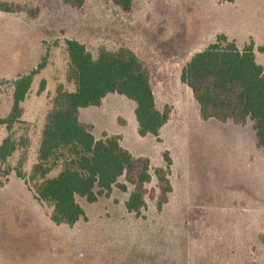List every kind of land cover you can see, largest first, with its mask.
Instances as JSON below:
<instances>
[{"label": "rangeland", "instance_id": "obj_1", "mask_svg": "<svg viewBox=\"0 0 264 264\" xmlns=\"http://www.w3.org/2000/svg\"><path fill=\"white\" fill-rule=\"evenodd\" d=\"M0 1L38 9L36 18L0 12V117L10 109L13 80L44 65L21 104L24 123L9 133L0 126V143L8 134L28 139L8 158L11 168L24 154L21 170L29 174L56 87L74 90L65 78V39L94 57L100 48L131 49L150 69L156 107L170 108L158 139L138 136L134 104L123 96L109 94L99 107L79 111L96 139L115 135L134 157L148 158L151 181L139 217L124 208L127 185V192L113 188L92 204L77 198L85 218L55 225L51 207L11 171L0 186V264H264V146H257L250 120H202L179 79L218 34L239 49L252 42L264 68V0H133L128 13L111 0H81L79 8L63 0ZM164 153L172 191L158 211L153 170L165 167Z\"/></svg>", "mask_w": 264, "mask_h": 264}, {"label": "trees", "instance_id": "obj_2", "mask_svg": "<svg viewBox=\"0 0 264 264\" xmlns=\"http://www.w3.org/2000/svg\"><path fill=\"white\" fill-rule=\"evenodd\" d=\"M232 3L234 0H217ZM79 8L81 0H63ZM122 12L128 13L133 0H111ZM25 12L36 18L38 9L16 6L0 1V12ZM67 54L65 78L73 91L58 85L50 100L39 135L35 163L29 174L21 170L25 155L18 167L7 161L19 147H27L28 139L14 140L8 134L0 143V186L11 171L23 181L39 203L51 207L50 220L55 225L73 226L84 219V211L77 198L92 204L100 197H108L113 188L122 193L131 186L124 208L135 217L145 207L146 186L151 181L150 163L146 157H134L119 143L117 136L96 139L92 126L79 120V111L99 107L109 94L125 97L134 104V118L139 137L158 139L160 129L167 123L170 108L156 107L150 82V69L129 48L106 50L100 48L94 57L83 44L64 40ZM39 63L29 73L12 82V102L0 126L9 133L21 120V106L30 90L33 77L41 69ZM180 82L190 89L202 120L215 119L243 125L250 120L258 147L264 146V68L257 63L252 42L239 49L234 41L218 34L214 41L194 53L181 69ZM44 82L40 84V91ZM165 167L154 168L158 196L156 209L168 201L171 185L168 179L171 160L163 154ZM58 170L54 176H49ZM123 179L125 183H120ZM153 199V194L150 195Z\"/></svg>", "mask_w": 264, "mask_h": 264}, {"label": "crops", "instance_id": "obj_3", "mask_svg": "<svg viewBox=\"0 0 264 264\" xmlns=\"http://www.w3.org/2000/svg\"><path fill=\"white\" fill-rule=\"evenodd\" d=\"M254 53H255V51H254Z\"/></svg>", "mask_w": 264, "mask_h": 264}]
</instances>
